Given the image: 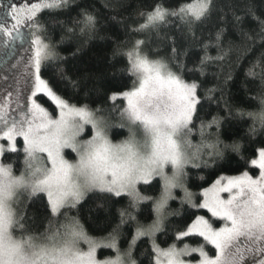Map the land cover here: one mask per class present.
Returning <instances> with one entry per match:
<instances>
[{"label":"snow or ice","instance_id":"obj_1","mask_svg":"<svg viewBox=\"0 0 264 264\" xmlns=\"http://www.w3.org/2000/svg\"><path fill=\"white\" fill-rule=\"evenodd\" d=\"M68 7L69 0H23L19 5L11 4L5 12L11 22L0 19V37L6 44L26 39L21 31L24 27L30 36L27 59L22 66L13 65L21 69L14 76L15 84L0 95V157L5 151L18 153L17 138H22L20 151L26 169L15 176L11 165L0 164V264H192L184 257L193 254L198 256L195 264H245L249 258L252 264H264V147L244 157L245 145L238 140L225 143L220 139V129L232 114L227 100V115H212L211 111L206 112L211 119L198 115L205 103L210 107L215 102L219 107L227 85L235 79V66L225 71L232 50L226 36L231 23L246 51L260 50L244 70V78L245 87L249 80H259V92L252 97L259 100V106L246 113L253 121L247 135L264 134V17L248 6L245 14L256 22V27L246 28L233 0H191L174 8L157 4L147 12L138 10L137 16L143 22L130 31L146 38H133L130 47L120 53L127 59L128 75L133 77L131 87L111 91L107 105L90 108L72 103L51 82L52 77L42 76V69L54 68L58 82L68 81L74 89L81 87V81L72 80L55 63L63 59L58 44L68 38L61 34L58 41L55 39L57 27L65 24L56 13ZM111 18L116 20V16ZM79 23L83 24L81 33L94 32L97 20L84 8ZM174 24L190 42L182 47L171 39L170 60L177 71L144 51L152 33L159 34L163 27ZM72 31L67 29L68 33ZM205 31L207 37L203 36ZM193 45L198 47L199 55L188 67ZM213 49L216 55L210 54ZM186 72L210 76L214 82L211 86L205 80L189 82L184 78ZM88 79L83 78L85 87ZM42 100L50 102L53 111ZM112 113H118L129 126V138L119 144H113L106 134ZM197 119L202 140L193 146L187 137ZM89 125L91 138L78 141ZM213 128L215 140L205 142L206 131ZM66 148L76 153L75 163L65 158ZM228 152L240 155L247 170L239 175H220L199 193L190 190L186 168L200 167L198 162L205 155L209 160H203L204 164L224 160ZM169 166L170 175L166 171ZM156 178L158 195L145 194L138 188L141 184L151 185ZM177 189L183 193L182 205L204 209L210 215L193 212L182 225L166 227L169 216L179 215L167 211L169 201L177 198ZM90 192L100 194L96 205L100 209L119 204L124 197L128 199L125 206L117 208L118 219L107 236H88L78 220L53 226L55 218L67 216L63 210L77 208ZM21 193L27 196V207L22 209L17 207ZM37 202L42 204L40 215L35 211L30 214ZM149 202L146 219L154 218L143 223L138 218L140 205ZM45 220L47 227L41 231ZM218 221L223 222L222 226H217ZM126 225L134 231L122 252L119 240ZM158 234H163L167 247L157 242ZM186 238L199 240L193 247L185 242ZM141 240L150 244V249H145L141 253L144 258L138 261L134 252ZM81 243L87 245L86 251ZM207 246L211 248L206 250ZM100 248L111 249L115 258L97 259Z\"/></svg>","mask_w":264,"mask_h":264},{"label":"trees","instance_id":"obj_2","mask_svg":"<svg viewBox=\"0 0 264 264\" xmlns=\"http://www.w3.org/2000/svg\"><path fill=\"white\" fill-rule=\"evenodd\" d=\"M190 2L191 0H69L68 9L62 13H56L60 19L65 21V24L63 28L57 27L54 34L55 39L58 41L61 34H66L68 38L63 43L58 44L57 51L63 59L55 63L59 64L72 80L81 81V87L74 89L72 83L68 81L58 82L54 76V68L42 69V76L46 79L52 77L51 82L56 85L57 89L78 106L87 104L90 108H96L97 106L107 105V95L111 91H122L131 87L133 77L128 75L126 71L128 67L127 59L120 53L130 47V41L133 38H146L144 34H132L130 31L131 28L143 22V18L137 16V11H150L157 4L174 8L181 3ZM233 2L237 5V13L244 17V26L246 28L256 27V22L245 14L248 6H251L258 16L264 17V0H233ZM84 8H87V11L96 17L97 25L94 32H80L83 24L79 22L83 20ZM112 16H116V20H113ZM227 27V42L232 44V50L225 61V71L230 66H235L237 69L235 71V79L227 85L224 99L220 101L219 107H217L215 102L210 107L205 103V107L199 111L198 115L205 119H211V116H206L207 111H211L212 115H227L224 111V101L227 100L232 105V114L220 129V139L225 143H232L234 140H238L245 145V149L242 150L243 156L251 157L258 148L264 147V134H257L254 137L247 135L253 121L246 113L255 111L259 106V100L252 99L259 92V80L257 79L255 82L249 80L247 87H245L244 70L250 67L251 62L255 61L260 55V50L256 48L255 50L246 51L232 24L229 23ZM68 28H72L73 31L68 33ZM203 36L207 37L208 32H203ZM172 38H175L182 47L190 43L182 37L179 25L174 24L163 27L159 34L152 33L150 42L145 45L144 51L151 59L161 60L167 63L173 71H177L175 63L170 60ZM210 54L216 55L215 49ZM198 55L199 49L193 45L191 55L187 60L188 67H192V62ZM237 61H239L238 65ZM214 70L219 72V69ZM84 77H89L87 87L84 86ZM184 78L189 82L192 79L205 80L208 86H211L214 82L210 76L199 77L198 73L186 72ZM201 95H203L202 90ZM41 102L48 107L49 111H53L54 106L50 102L46 100ZM118 103L121 102L118 101ZM242 112L245 115H241ZM118 118V113H112L110 119L116 120ZM194 124L195 127L190 137L192 145L198 146L202 140L199 131L200 120H195ZM111 130V138L113 140L125 138L127 135L124 127ZM215 138L216 129L213 128L206 131L203 139L208 142L215 140ZM225 157L224 160H216L215 163L209 161L208 164H204L203 160H209L208 156L205 155L200 162V167H187L186 172L188 175L186 179L190 190L199 193L202 188L210 186L220 175H239L242 171L247 170L244 159L240 155L228 152ZM2 160L7 165H13L15 173L23 171L24 156L21 151L14 154L5 153ZM139 189L148 195H158L159 178L154 179L151 185H139ZM99 197V193H88L81 204L77 205V208L63 210L67 213V216L61 215L55 218L53 226L78 220L88 236L93 238L107 236L112 223L118 219L117 208L125 206L128 199L124 197L119 204L110 206L108 209H100L96 207ZM44 201L46 202V197ZM17 207L21 209L27 207V196H22L18 199ZM41 208L42 204L37 202L32 205L30 214L31 211H35L40 215ZM140 208L142 211L138 213V218L143 223H150L154 217L146 219V210H150L151 203L141 204ZM167 211L179 213V215L169 216L166 221V227L168 225H182L193 212L209 216L204 209L197 210L189 208L186 204L182 205L180 197L169 202ZM44 227H47L46 220L41 226V231H43ZM133 231L134 229L128 225L123 228L119 240V246L122 250L127 248ZM164 240L163 234H158L157 242L160 243L161 247H167V244L163 243ZM197 240L199 238H186L185 242L196 245ZM168 243H171V240ZM210 248L211 246H207L206 249ZM145 249H150V244L145 243L144 240L138 241L137 249L134 252V256L138 261L144 258L141 253ZM105 254L112 255L113 252L100 250L99 256Z\"/></svg>","mask_w":264,"mask_h":264},{"label":"rangeland","instance_id":"obj_3","mask_svg":"<svg viewBox=\"0 0 264 264\" xmlns=\"http://www.w3.org/2000/svg\"><path fill=\"white\" fill-rule=\"evenodd\" d=\"M22 2H23V0H21L20 3L18 2V4H21ZM4 19H6V16L4 17ZM7 20L9 22H11L10 19H7ZM21 31L24 33V36H25L26 39L15 41L14 45L12 44L14 49H13V52H12L11 56H9L3 62H0V64L2 63L0 65V95H3L5 93V91L9 89L10 85H14L15 84L14 76L21 69L20 68H14L13 65H21L22 66L24 64L25 60L27 59V56L29 55V51H30L29 29L27 27H24V28L21 29ZM7 44L5 43V38L0 37V61H1V57L5 53V50L7 51V47H6ZM121 125H124L123 127L127 131L126 137L122 138V139H119V140H113L111 138V131H112L111 129H114V128L121 129L122 128ZM106 134H107L109 140L113 144H119V143L127 140L129 138V136H130L129 126H128L127 121L121 120L120 117L118 119H116V120L109 119L108 126L106 128ZM90 138H91V127L89 125V126H85V130H84L83 134L80 135L79 137H77V140L78 141H83V140L90 139ZM138 138H139V136H138ZM187 139L191 141L190 135L187 137ZM0 143H3V142H0ZM22 144H23L22 138H17V149H18V151H20V149H22ZM4 147H5V149H7V144L6 143H4ZM5 153H9V152L5 151ZM64 156H65V158L67 160H69L70 162H73V163H75L76 160H77L76 153L73 152L70 148L64 149ZM44 159H46V157ZM200 162L201 161H199L198 163H200ZM0 164L7 165V164L3 163L2 157H0ZM11 167H12L13 175H15V176H20L26 170L25 169V164L23 165V171H21L19 173H15L14 172V166L13 165H11ZM188 167H192V166L189 165ZM166 171L170 175L171 174V167L169 166L166 169ZM138 188H139V185H138ZM175 193H176L177 198L178 197L181 198L182 195H183V193L179 189L175 190ZM222 195L226 197L227 193H223ZM22 196H26V194L25 193H21L19 198L22 197ZM208 215H210V214H208ZM68 223H70V222H68ZM222 224H223V222H220V221L217 222V226H222ZM95 239H100V238H95ZM180 246H182V245H180ZM190 246L195 247L196 245L190 244ZM80 247L84 251L87 250V245L84 244V243H81ZM100 250H109V251L113 252L111 249L100 248V249L97 250V259L104 260V259H109V258L110 259H114L115 258V255H116L115 252H113L112 255L105 254L103 256H99ZM121 251L123 252L124 249L123 250L121 249ZM184 259L186 261H191L192 264H195V260L198 259V256H197V254H193L192 256L184 257ZM245 264H252V259L251 258L246 259Z\"/></svg>","mask_w":264,"mask_h":264},{"label":"flooded vegetation","instance_id":"obj_4","mask_svg":"<svg viewBox=\"0 0 264 264\" xmlns=\"http://www.w3.org/2000/svg\"><path fill=\"white\" fill-rule=\"evenodd\" d=\"M21 0H0V19H4L5 17V12L8 10V8L10 7L11 4H18V2L20 3ZM6 19H10L9 17L6 16ZM14 42L12 43H8L7 44V51L5 50V53L3 54V56L1 57V61L3 62L4 60H6L9 56H11L12 52H13V45ZM12 45V46H11ZM10 52V53H9ZM2 64V63H1ZM0 64V65H1Z\"/></svg>","mask_w":264,"mask_h":264}]
</instances>
